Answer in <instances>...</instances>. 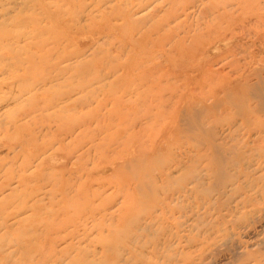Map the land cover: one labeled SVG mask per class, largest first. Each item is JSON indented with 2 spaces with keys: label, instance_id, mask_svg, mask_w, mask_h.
<instances>
[{
  "label": "rangeland",
  "instance_id": "rangeland-1",
  "mask_svg": "<svg viewBox=\"0 0 264 264\" xmlns=\"http://www.w3.org/2000/svg\"><path fill=\"white\" fill-rule=\"evenodd\" d=\"M74 1L0 0V20H4L3 23L0 22V57L8 58L4 63L0 62V264H85V262L90 261L101 264L103 262L101 257L106 251L104 246L106 241L111 244V247L119 244L123 250H138L130 243L133 238H137L138 242L140 241L139 244L148 242V250H144L145 252L142 255L141 252H137L139 255L132 264L158 261L157 257L149 253L152 247V242L149 241H152L153 238H157L162 243L165 240L168 242L170 247L165 250V255L171 256L173 261H178V263L174 261V264H264V160L259 159L258 152L254 148L244 149V151L239 150V152L244 154L245 161H250L253 168L259 167L254 172L255 174L251 175L252 178L257 179V182L250 185L251 187L237 183L233 187L229 185L230 187L225 189L215 188L214 191H211L212 194L205 198L207 199L205 203L201 205L199 201L202 198L201 194L195 193L196 190L192 191L194 184L182 181L180 176L184 170L181 167H176L174 163L180 158V153L182 154L185 150L187 154H190V152L198 154L199 152H196L194 148L202 145L199 148L202 149L201 152H205L211 142L206 140L202 142L198 135L193 139L183 136L182 133L176 130L166 131L162 135L161 130L164 128L160 124H147V117L145 116L134 117L132 114L137 112L138 108L141 109L140 114L142 115L145 113V107L152 106L154 108L157 106L156 101L151 102L150 99L146 101L144 96L139 97L134 94L125 96V99H130L131 103L133 101L141 103L137 106L138 108L135 107L131 111H128V106L114 104L113 101L116 97L124 96L132 87L130 86L132 80L129 75L125 76L124 84L117 86V80L118 77H122V71L116 75V78L111 77L106 80V83L114 82L111 88L106 87L103 91L93 89L92 91L93 87L98 86L94 85L85 92L75 91L72 95V99L75 100L70 102L67 111L57 113L59 106L61 107L64 104L62 101H55L57 105L55 109L46 110L43 112L44 114L36 113L31 117L27 116L36 104L46 103L47 100L53 97L55 99L59 98V95L54 92L55 90L45 92L43 91L45 87L40 89L41 85H39L46 67L44 66L45 62L42 63L41 61L50 58V54H46L43 47L65 35L63 28L58 26L54 19L58 14L57 9H61L60 12L66 18V21H72L76 17L82 18L81 34L74 41L75 45L70 50L76 47L84 51L85 55L80 61L88 62L89 70L80 71L84 74V78L91 81L92 84H98L96 79L102 77L100 72L102 68H93L90 63L100 60L102 54L106 56L118 55L116 59H122L121 61L129 62V64H131L132 59V63L135 62L134 59H137L128 51L122 53L123 55L117 52L122 42L129 47L131 46V38L129 37H132L135 31L131 32L132 26L129 23L116 22L119 27H117L118 32L110 36L105 34L100 37L93 36L88 32L94 28V30L98 29L97 27L101 25L103 26L102 23L98 22L101 19V13L95 11L93 15L96 16V21L91 23V20H87L86 15L94 7V1L81 0L86 3L84 7ZM119 1L121 0L113 1L111 4L109 3L100 8L104 13V17L107 18L110 12L116 15L121 13L120 8L123 7L125 1ZM142 1L143 8L138 11L135 18L138 20L146 18V26L143 24L140 30L147 39L143 37L140 30L135 32V34L138 32V35L133 34V38L136 40L140 38L138 40L146 43L148 47H150L151 40L156 42L159 36L176 35L171 33L169 28L175 26V23L173 26L175 21L173 19L181 16V12H184L183 14L185 12H189L191 15L196 14L195 20L198 23L197 17L202 8H205V5L210 8L214 6L230 8L236 6L234 3H237L239 7L242 6V3H245V1L239 3L238 0H234L235 2L231 0H195V8L192 9L193 5L189 6L193 11L190 9L186 11L188 9L186 6L190 3V0H171L172 2L170 0V2L168 0ZM165 1L167 5L164 4ZM201 1L202 3H200ZM133 3L137 4V0H133ZM225 3L228 6L222 5ZM161 4L162 6H160ZM133 7L136 8L135 4L130 6V9H133ZM177 8H179L178 11ZM19 12L22 13L20 20L14 19ZM168 14L169 20L166 19ZM183 14L182 16H184ZM161 17L165 19H160ZM23 19L27 21L23 23ZM208 20L209 18H204V21H199L202 22L201 29L204 28L203 26ZM105 21L110 25L114 24L111 20L106 19ZM196 21L195 24H197ZM153 23L157 29L155 27L148 29L151 28L149 26L154 25ZM122 24L125 25L122 26ZM163 24L164 30L162 29L164 28L162 27ZM86 27H91V29L87 32ZM160 27H162V30L160 32L156 31ZM145 29L152 30L151 33H155L156 36L151 35ZM218 29V31H223L224 28ZM144 31L146 34H144ZM168 31L170 33L166 34ZM139 33L141 34L139 35ZM122 34H126L127 38ZM151 36L155 37H152V39ZM76 43L79 45H76ZM241 43L243 42H239V44ZM170 45L168 44L167 47L170 48ZM219 45V42L209 40L198 44V48L203 51V49L215 48ZM228 48L229 46H226L222 50L223 52H217L210 57L203 56L201 59L204 57L212 59L215 62L214 69L217 71L225 67L224 73L227 74L230 71L227 75L228 77L232 76L231 78L237 77V73L244 69L245 75L240 77L241 80L251 77L255 69L264 67L261 63L258 66L249 67L248 61H250V58L246 53L244 54L240 49L239 52L241 53L235 54L234 51ZM30 56L32 57L31 60L27 58ZM176 58L179 59L177 56ZM234 59L238 61L236 71L229 67ZM115 61L116 64L118 60ZM137 61L140 62L138 59ZM17 62L19 68L14 65ZM43 66L44 68L41 69ZM39 67L40 70L38 71ZM25 68H35L36 73L23 76ZM134 73L130 74L133 75ZM213 78L215 82L212 80ZM221 79L217 75L212 76L203 83V88L208 90L212 85L211 83H214L215 86L210 87L214 93V88L219 87L216 85ZM59 81L61 83L63 80L60 79ZM200 81L202 82L203 79L197 77L194 83L200 84ZM207 82H211L210 86L207 85L208 87L205 85ZM55 87L60 93L72 88L58 85H55ZM142 89L145 88L142 87ZM178 89L180 90V88ZM146 91L145 94L149 96L157 95L160 92L155 89ZM169 91L164 92L168 95L170 94ZM211 91L209 89L207 95L205 90L206 97L195 99L198 104L197 109L214 104V95ZM218 91L219 88L215 92ZM37 92L38 94H45L42 98L30 100V97ZM176 92L180 94L181 90L179 92L176 89ZM105 99H108V101ZM166 104L168 105L164 110H172L173 114L165 117L167 123L171 124L170 128L174 129L172 124L177 120L175 118L177 102L174 104L173 101H167ZM225 109L211 110L206 114V118H203L200 123L201 133L211 129L220 119H225V114L229 113ZM55 111H57V115L52 117L51 115ZM94 111H96V115H94ZM126 111L129 113L127 116ZM215 115L220 119L216 120ZM263 120L264 114H261L257 116L254 122L258 123ZM135 124L147 126L142 131L140 139L132 141L131 136L138 134L134 132L140 130V128L134 127ZM179 128L182 129V126L180 125ZM219 128L223 132L227 127L226 124L222 123ZM157 136H159L158 140L163 142V149L158 150L160 153L157 154V159H152L149 146L154 137ZM222 137L224 138V135H220V138ZM223 138L219 139L218 143H222L224 148H228L230 145L239 147L244 144L242 139H245L240 136L234 140ZM59 140H63V142L60 144L58 143ZM24 141H30V144L22 146ZM249 144L253 145V138L249 139ZM254 146L263 150L260 152L261 155L264 153V144L255 143ZM179 147H181L180 150ZM224 154L226 153L224 152ZM51 156H56L55 159L59 160L53 161L54 158ZM212 156V154H209L210 158ZM240 159L242 161L243 157ZM184 161L186 163L187 159ZM260 161H262V164L259 166ZM206 162V158L202 159L198 172H196V175H201L203 178L207 177L206 181L198 188L199 190L212 189L214 184L213 177L210 180L208 179L212 171L208 172L207 169L203 168ZM62 163L67 164V172L61 173L59 171L58 168ZM171 166L172 173L168 186L166 188L161 187L162 190H159L156 195L146 196L148 190L142 182L151 183L156 174L158 176L157 184L161 185V180L166 176L160 174V169L166 167L168 169ZM238 170H244V167ZM144 171L149 172V176ZM68 179L69 183L72 184V188H69L70 191L65 188ZM55 183L61 184V187H54ZM137 185L140 188H137ZM182 188H184V191L178 193L177 191ZM67 190L69 197L66 196L68 198H65L64 195ZM141 192H144V194ZM168 193L173 195L170 200L163 197ZM27 194L33 195L30 199H25ZM153 197L164 203V206H158L157 211L151 208ZM38 201L41 203V209L34 212L33 206ZM91 211H96V215ZM80 217H89V219L78 230L70 227L71 224L68 222H73V220ZM136 221L144 226L148 225V232L144 238H141V231L133 223ZM34 224L40 226V229L36 232L39 238H42L39 242L42 250L38 248L40 252L30 242L28 243L25 237L29 231L33 230ZM73 230L74 233L78 232L79 234H75L76 236L66 241H60L58 246L51 243L52 239L57 240L65 236L68 238V234ZM117 232L124 233V236L122 238L116 237L115 233ZM125 233L129 235L124 239ZM131 237L132 239H129ZM19 243L30 245L29 249L26 248V251H31V257L22 258L25 251L16 252V246ZM60 252H65V254L62 256V260L56 262V257H60ZM33 255L36 257L35 259H33ZM166 258L168 257L164 259ZM110 259L109 261H112L113 257ZM165 263L172 264L170 262Z\"/></svg>",
  "mask_w": 264,
  "mask_h": 264
},
{
  "label": "bare ground",
  "instance_id": "bare-ground-1",
  "mask_svg": "<svg viewBox=\"0 0 264 264\" xmlns=\"http://www.w3.org/2000/svg\"><path fill=\"white\" fill-rule=\"evenodd\" d=\"M55 1H60V0H55ZM66 1H72V0H66ZM75 1L83 7L86 5L85 1H81V0H75ZM91 1H94V7L92 8V10H90V12L88 11L89 13L86 15L87 20H91V23L92 22L94 23L96 21L95 20L96 16H94L93 14L95 11H97V12H100L102 15L101 19L98 22L103 24V26L100 24L101 26L97 27L98 29L94 30L95 29L94 28L92 31H89V32H88V30L91 29V27H89V28L86 27L87 32L89 34H92L93 36L95 35V36L100 37L101 35H104V34L107 36H110L113 33H117L119 27H118L116 22H119V21H121L122 23H127V24L129 23L130 26H132L131 32H134V31L136 32L137 30H140L142 25L145 24V22L147 21V20H145L146 18L145 19L140 18L139 20L137 18H135L136 15L138 14V11L143 8V4L141 3V2H143L142 0H137V4L133 3V0H121V1H119V2L125 1L124 5L122 4L123 7L120 8L121 13L119 15H116V14H113L112 12H110L108 14L109 16H107V18L104 17V13H103V11L100 10V8L104 7L105 5H107L109 3L111 4L113 1H116V0H99L97 2L95 0H91ZM170 1L168 0V2H170ZM231 1H234V0H231ZM235 1H237V0H235ZM244 1H245V3H242ZM149 2H150V0H149ZM210 2H212V1H210ZM238 2L242 3L241 7L237 6V3H234V4H236V6H232L230 8L229 7L228 8H226V7L218 8L217 6L210 8V7H208V5L206 6L204 4L205 8H202V11L199 12L200 14L197 17L199 21L200 20L204 21V18L205 19L209 18L208 22L205 23V25L203 26L204 27L203 29H201V27H200V26H202V22L198 21V23H197V21L195 20L196 14L191 15V14H189V12H185V14H183L184 12H181V14H180L181 16H179V17L177 16L176 19L175 18L173 19V20H175L174 22L171 20L173 22V26H174V23H175V26L171 27V28H169L170 26L168 27L169 29H171L170 32L173 34L175 33L176 35L159 36V39L156 42L151 40V43L149 44L150 47H148L146 43H143L140 40H138L140 38H137V40L134 39L133 34H135V32L133 34L131 33L132 37H129V38H131V40H130L131 46L129 47L127 44H123V42H122L121 47L118 48L117 52L120 55H123L126 51H128L129 54H133V56H136V58L138 60H140V62L137 61V59L136 60L134 59L135 62L132 63V61H133V59H132L130 62L131 64H129V62L126 63L125 61H121L122 59H118V58L116 59V57L118 55H108L107 54L108 56H106V55L102 54V56H100V60L96 59L97 61L93 62L92 64L90 63V65L93 68H96V69L98 67L102 68V70L100 71L102 74L101 75L102 77H97V79H96L98 84H92L91 81L86 80L84 78V74L80 71V70H87V69L89 70L88 62H85L83 60L80 61V59L85 55L84 51L77 49L76 47H75V49L73 48L72 50H70L73 47V45H75L74 41L78 38L79 34H81L80 33L81 32L80 26L82 27V25H83L81 23L82 18L76 17L77 19L73 18L72 21H66V18L60 12L61 9H59V10L57 9L58 14H57V17H55L54 19L56 20V24H58V26L63 28L65 35H63L62 37L60 36V39L62 38V40L59 39L57 41H52V42H50L49 45H46L45 47H43V49L46 51V54H50V58L49 59L46 58L44 60L42 59V61H41L42 63L45 62L44 66H46V67L45 68H44V66L41 67V69L44 68L45 74L42 75L40 82H39V85H41L40 89L45 87L43 89V91H45V92L46 91L48 92L49 90H52V89L55 90L54 92L59 95V98L57 97L55 99L53 97L52 99L47 100V101L43 100V101H46V103L42 102V103H38L35 106H33L31 109V112L29 114H27V116L31 117L32 115H34L36 113L37 114L43 113L46 110L55 109L57 107V105L55 104V101L56 102L62 101V103L64 105L61 107L59 106L58 112L57 111L53 112L51 115L52 117H54L53 115L56 116L57 113H59L61 111L62 112H64L65 110L67 111V110H69L68 108L70 106V102L75 100V99H72V95L75 93V91L81 90L82 92H85L86 90L87 91L90 90L92 88V86H94V85H98V86L93 87L91 89L92 91H93V89L103 91L106 87L111 88L112 84L114 82L113 83H106V80L110 79L111 77L116 78V75L118 73L120 74V72L122 71L123 74H122V77L121 76L118 77L117 86H121L122 84H124L123 82L126 80L125 76L129 75L131 80H132V81H130V86H132V87L130 88V91L127 92L124 96L122 95V97H119V98L116 97V99H114V101H113L114 104H116L117 106L118 105L128 106L129 107L128 111L129 110L131 111L135 107L138 108L137 106L141 103L140 102L137 103L136 101L135 102L137 104L134 101H133L134 103L133 102L131 103L130 99L129 100L125 99V96L127 94H134V95L139 96V97L144 96L146 101L148 99H150L151 102L156 101L157 106L154 108L152 106H148L147 108L145 107V110H144L145 113L142 115L140 114L141 109L139 110V108H138V111L135 112L134 114H132L134 117L139 118V117L145 116V117H147V124H151V125L156 124V123L160 124L164 128L163 130H161L162 135L165 134L166 131L169 132L170 130H176L177 132L182 133L183 136H187V137L193 139L194 137H197V135H198V137L201 138L202 142L205 140L211 142V145L208 146V150H205V152H201L202 149L199 148V147H202V145L194 148L196 150V152H199L198 154H195L192 152H190V154L189 153L187 154L185 152L186 151L185 150L183 152L184 154L180 153V155H179L180 158L177 159L176 162L174 163V165L176 167H181L184 170V172L180 176L182 181L183 182L188 181L187 183L194 184V189L192 191L196 190L195 193H198L199 195L201 194L202 198L199 199L201 205L205 203V201L207 200L205 198L209 197L212 194L211 191L212 190L214 191L215 188L225 189L227 187H230L229 185H231V187H233L237 183H241L243 186H246V187L247 186L251 187L250 185L257 182V179L252 178L251 175H254L255 174L254 172L256 170H258L259 167L253 168L251 162L245 161L246 159H244V154L242 152H239V150L244 151V149L254 148V150L258 152L257 155H259V159L264 160V153H262V155L260 153L263 150L259 147L254 146L255 143L264 144V120L259 121L258 123L254 122V120L257 118L258 115L264 114V67L260 68V69L259 68L255 69V72L251 75V77L241 80L240 77L245 75V73L243 71L244 69L238 73L236 72L238 74L237 77L231 78L232 76L228 77V75H227L230 71H228L227 74L224 73L225 67H222V69H219L217 71L214 69L215 62L212 61V59H206L205 57L203 59H201L203 56L210 57L212 54L220 52L224 48H226V46L227 47L229 46L230 49L229 48L228 49L234 51L235 54L241 53V52H239L240 49L244 52V54L245 53L247 54V56L250 58V61H248L249 67L250 66L252 67L254 65L258 66L260 63L263 64V66H264V29H262V28H264V0H238ZM145 3H147V2H145ZM200 3H202V1ZM133 4H135L136 8L134 9V7H133V9H130V6H132ZM164 4L167 5L166 1ZM195 4H196L195 0H190V3L186 6V7H188V9H186L185 7L184 8L186 9V11L189 9L192 10L195 8ZM168 5H169V3H168ZM190 5H193L192 9L189 8ZM198 5H199V3H198ZM222 5L228 6V4H226V3L222 4ZM160 6H162V4ZM178 9L179 8H177V11H178ZM181 10H183V9H181ZM20 12H22V11H20ZM20 12L18 13V15L16 17H14V19L16 18L17 20L18 19L20 20V15L22 14ZM182 14L184 16H182ZM192 14H194V13H192ZM89 16H91V17H89ZM166 16H168V17H166ZM166 16H165L166 19H168L169 14ZM106 19L111 20V22L114 24L110 25L108 22H106V21L104 22V20H106ZM160 19L164 20L165 18L161 17ZM193 20H195L197 24H195V21H193ZM25 21H27V20L23 19V23ZM0 22L3 23L4 20H0ZM164 24H163V26L162 25L161 26L164 27ZM123 25H125V24H122V26ZM156 25H157V23H156ZM145 26H146V24H145ZM149 27H151V28H148V29H152V27H155L157 29L155 24L153 26L151 25ZM162 27H160V29L156 30V31L160 32V30H162V29L164 30L165 27L164 28H162ZM143 28H144V26H143ZM218 28H224V29H223V31H218L219 30ZM148 29L147 30L145 29V31H148ZM84 30H85V26H84ZM214 30H216V31H214ZM145 31H144V34H146ZM151 31H148V32L151 35H155V33H151ZM140 32H142V31L140 30ZM148 32H147V34H148ZM159 32H156V33H159ZM170 32L168 31V32H166V34H168ZM120 33H118V35H120ZM140 34L141 33H139V35ZM142 35H143V32H142ZM51 36L53 37V34ZM122 36L126 37L127 35L122 34ZM143 37H144V35H143ZM152 37L153 36H151V38ZM145 39H147V38H145ZM16 40H18V38H16ZM209 40H211V42L217 41L220 43V45L217 47L214 46L215 48L210 47L209 49H206V50L203 49V51L198 48V44L203 43V42H207ZM149 41H150V39H149ZM239 42H243V43L239 44ZM168 44L169 45L171 44L170 48L167 47ZM76 45H79V44L76 43ZM256 51H257V53H256ZM229 54H231V53H229ZM31 56L27 57V58L29 60H31L33 57V56L32 57ZM176 56L179 57V59L176 58ZM7 59H8L7 57L1 56L0 62L4 63L5 60H7ZM115 60H118V62L116 64L114 63ZM17 61H19V60H17ZM27 62H29V61H27ZM237 64H238V61H236L234 59V61L229 64V67L236 71L235 68H236V66H238ZM14 65H16L17 68H19L18 62L14 63ZM39 70H40V67H39L38 71ZM132 72L133 73L135 72V73L132 75V74H130ZM35 73H36L35 68L34 69L25 68L23 70V76L34 75ZM68 74H69V76H67ZM215 75L219 76V78L221 77L222 79L216 85L219 87L214 88L215 89L214 93L211 91V88H210L211 86L212 87L215 86V85H213L214 83L210 82L212 85L209 82H207L205 84L206 86L211 85L208 88V90L210 89V91L214 95V97H213L214 104H212L210 106H204L200 109H197L198 104H197L195 99L198 97H200V98L206 97L205 90L207 91V95L209 93L207 89L203 88V83H205V81H207L208 79H210V77L215 76ZM235 76H236V74H235ZM197 77H201V79H203L202 82L200 81L201 82L200 84L194 83V81ZM60 79L63 80L61 83L59 81ZM120 79H121V81H119ZM212 80H214V78ZM214 82H215V80H214ZM232 84H234V85H232ZM55 85H58L60 87H66V88L72 87V88L68 89V91L60 93L57 91ZM47 86H49V87L46 89ZM140 87L141 88L144 87L145 89L141 90ZM174 88H176L177 91H179V92L181 90L182 93L180 92V94H179L178 92H176V89H174ZM178 88H180V90ZM217 88H219V91L215 92V91H217ZM148 89H155V90L160 91V92L157 95L149 96V95L145 94L147 92L146 90H148ZM166 90L167 91L170 90L169 91L170 94L167 95L164 92ZM212 90H213V88H212ZM38 92L35 93L33 96H31L30 100L42 98V96L45 94V93L38 94ZM149 94H150V92H149ZM209 96H210V94H209ZM14 99H15V97H14ZM105 100L108 101V99H105ZM167 101H169V102L173 101L174 104L177 102V105H178V107H177V105L175 107V108H177V109H175V115H176L175 118L177 120L175 121V123L172 122V123H174V124H172L174 129L170 128L171 124L167 123V118L165 117L167 115L173 114L172 110L171 111H165L164 110V108H166V106L169 104V103L166 104ZM127 103H129V105H127ZM81 104H82V102H81ZM100 106H101V104H100ZM221 108H223V109L226 108L225 111L227 110V112H229L228 114H225L226 118L220 119V117L215 115L214 118L216 120L220 119L219 122L216 125H214L211 129H209L208 131L201 133V131H200V125L201 124L200 123H201L202 119L206 118V114H208L211 110H219V109L221 110ZM95 113H96V111H94V115H96ZM127 115H129V113L126 114V116ZM222 123L226 124V127H227L226 130H223V132H221L220 131L221 128H219V125H221ZM180 125L182 126V129L179 128ZM146 126H140V125L135 124L134 127H138V128H140V130L137 132H134V133H138V134L132 135L131 140L134 141V140L140 139L142 131H144ZM225 132H226V134H225ZM134 133H132V134H134ZM220 135H222V136L224 135V138L222 137L223 139L230 138L231 140L238 138V136H240L242 138L244 137L245 139H242V143H244V144H241V146H239V147L236 145H230L228 148H224L222 143H218V140L222 139V138H220ZM158 137L159 136L154 137V139L151 141L150 146H149V148L152 150V151L150 150V152L152 153V159H157L158 158L157 154L160 153L158 150L163 149V142L161 140H158ZM252 138H253V145L249 144V139H252ZM29 142L24 141V143H22V146H26L27 144L29 145L30 144ZM62 142H63V140H59L58 143L61 144ZM136 142H138V141H136ZM182 148H185V147H182ZM180 149H181V147H179V150ZM190 151L194 152V150H192V149H190ZM251 151H253V150H251ZM131 152H133V151H131ZM224 152L227 155L224 154ZM246 153H247V151H246ZM209 154L213 155L212 158L209 157ZM51 157H53V156H51ZM55 157L56 156L53 157L54 158L53 161L59 160V159H55ZM241 157H243L242 161L240 159ZM205 158H206L207 162L205 163L203 168L207 169L208 172L212 171L211 172L212 176L209 175L208 179L210 180L213 177L214 184L212 185V189L207 188L205 190H199L198 188L200 187V185L202 183H204L206 181L207 177L203 178L201 175H196V172H198V169L200 167V162L202 161V159H205ZM134 159H136V158H134ZM185 159H187L186 163L184 161ZM243 162H245V163L243 164ZM261 164H262V161H260L259 166ZM171 165H173V164L171 163ZM241 167H244V170H240L241 171L240 172L238 169H240ZM166 168L160 169V174L161 175L164 174L166 176L164 179L161 180V185L157 184L158 176L156 174L154 176L155 179H154V177H152V179H154V180L151 183L146 184L145 182H142L144 184V186L147 187V190H148V193L146 196L151 195V194L156 195L159 193V190H162L161 187L166 188V186H168V184L170 182L169 178L171 177V173H172L171 172L172 166L169 167L168 169H166ZM58 169L61 173L67 172V170H68L67 164L62 163ZM144 172L146 173V175L149 176V172L148 173H147V171H144ZM153 175H154V173H153ZM58 178H60V177H58ZM68 178H70V177H68ZM258 178H260V177H258ZM69 182L70 181L68 179L66 184H65V188H68V189L72 188V186H71L72 184ZM207 182H209V181H207ZM142 183H140V184L142 185ZM63 184H64V182H63ZM138 185H137V188H140V187H138ZM53 186L54 187H57V186L61 187V184L58 185L55 183ZM79 187H81V186H79ZM252 187H255V186H252ZM57 191H59V190H57ZM69 191H70V189H69ZM182 191H184V188L179 189L177 192L180 193ZM177 192H175V193H177ZM141 193L144 194V192H141ZM31 195H33V194H27V196H25V199H30ZM66 196L69 197L68 190L64 195L65 198H68ZM172 196L173 195L171 193H168V194H165L163 197L170 200ZM263 196H264V193H263ZM201 199H203V200L201 201ZM152 201L153 202H152L151 208L156 209V211L158 210L157 209L158 206H160V205L164 206V203L161 202L160 200H158L157 198L153 197ZM82 206H84V204H82ZM39 209H41V203H39V201H38L33 206V210H34V212H37V210L39 211ZM85 209H86V207H85ZM92 209H93V207H92ZM80 210H82V209H80ZM92 213L94 215H96V211L95 212L93 211ZM88 219H89V217H87V218L80 217V218H77V220L75 219V220H73V222L69 221L68 223L71 224L70 227L74 228L75 230H78L81 226L85 225V223ZM133 223L141 231V238H144V236H146V233L148 232V230H147L148 225L146 224L144 226L140 222H137V221L133 222ZM96 227H98V226H96ZM46 228H47V226H46ZM38 229H40V226H38V224H34L33 230L29 231L28 235L25 237H26L27 242L28 243L30 242V244L33 245V247L37 248V251L40 252L39 249L42 250V248L39 246V242H41L42 238H39L38 234L36 233ZM75 234H79V233L78 232L74 233V230H73V231H71V233L68 234V238L65 236L64 238H58L57 240L52 239L51 243L55 246H58L60 241L63 242L69 238L71 239V237L76 236ZM128 235H129L128 233L127 234L125 233L124 239L127 238ZM115 236L122 238L124 236V233L122 234V233L117 232V233H115ZM132 237L129 239H132ZM32 242H35L37 244L35 245ZM149 242H152V247H151L149 253H152V255L157 257L158 261H154V262L151 261L150 263L146 262L144 264H166L165 262H170V263L174 264L173 262L174 261L176 262V260L173 261V258L171 256L165 255V250H167V248L170 247V245L168 244V242L166 240H165V242L162 243V241L160 242L157 238H153L152 241L150 240ZM130 243L133 245V247H137L138 250H133V249H129V250L124 249L123 250L119 246V244L117 246L111 247L110 246L111 244H109L106 241L104 243V246L106 247V251H104V254L101 257V261H103L101 264H132L134 262V260L136 259V257H138V255H139L137 252H141V255H142L145 252L144 250H148V242H144V244H139L140 241L138 242L137 238H133L130 241ZM40 245H41V243H40ZM159 246H161V247H159ZM16 247H17L16 252L25 251L22 258L31 257V255H30L31 251L30 252L26 251V248L29 249L30 245H28V244L23 245L22 243H19V244H17ZM126 251H128V252H126ZM64 254H65V252H60V257H56V262H59L60 260H62V256ZM111 257H113V260L109 261V260H111L110 259ZM127 257H129V258H127ZM165 257H168V258L164 259ZM35 258L36 257L33 255V259H35ZM161 258L163 259L162 262H161ZM176 263H178V261ZM85 264H95V263L93 261H90V262H85ZM200 264H202V263H200Z\"/></svg>",
  "mask_w": 264,
  "mask_h": 264
}]
</instances>
